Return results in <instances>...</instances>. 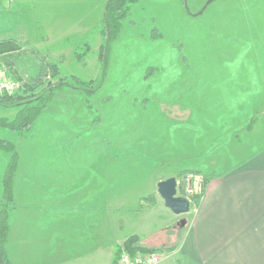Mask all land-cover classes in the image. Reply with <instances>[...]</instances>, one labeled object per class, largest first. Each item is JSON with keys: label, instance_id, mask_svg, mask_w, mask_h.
Here are the masks:
<instances>
[{"label": "crops", "instance_id": "crops-1", "mask_svg": "<svg viewBox=\"0 0 264 264\" xmlns=\"http://www.w3.org/2000/svg\"><path fill=\"white\" fill-rule=\"evenodd\" d=\"M19 1L27 6V12L11 25L23 28L19 38H12L20 50L46 51L48 58L62 59L69 52L71 56L76 54L78 42H87L84 37L90 34L92 26L102 24L107 0ZM236 10L238 15L243 12L248 15L246 6ZM238 23L239 19H233L231 25ZM258 59L256 78L236 80L232 76L230 93L225 91V96H232V99L237 94L242 95V101L230 103L219 97L211 100L220 108L215 110L216 115L209 117L211 132L204 133L214 139L213 146L200 152L195 148L197 166L176 165L179 163L175 156L181 151L177 152L172 144L173 135L177 136L174 129L185 120L178 118L175 111H164L167 100L160 104L163 110L156 114L148 110L141 118L142 122L147 118L145 142H140L134 149L121 144L108 146L104 135L101 137L99 131H92L91 113L84 96L73 89L68 90L70 98L58 101L55 109V118L61 120L58 119V132L54 133V178L52 175L36 182L27 177L14 180L7 241L13 264L20 256L29 258L32 254L29 246L36 240L42 245L40 253L35 254L39 261L36 264H115L116 250L133 234L139 235L141 243L150 247L176 244L171 250L172 256L162 264H264V127L256 130L254 123L248 128V122L264 112V50ZM176 73L168 74L166 79ZM237 81L244 87H235ZM247 101L254 107V112L249 115L246 110L239 112L244 115L238 119L236 109L246 106ZM201 103L199 106L210 107V101ZM159 116L167 122L166 130L168 127L170 130L161 132V141L157 144L151 128ZM26 133H22L17 144L18 170ZM87 136L96 137L94 143H89L88 148L81 145L84 155L72 158L73 151L80 147V139ZM128 137L126 132L124 139L129 140ZM185 154L186 151L180 155ZM8 156L0 149V165L8 163ZM127 157H133L134 164H125L123 160ZM93 159L96 161L92 162ZM172 165L176 167L172 169ZM160 169L166 171L158 177L155 174ZM185 169L203 171L208 180L203 193L195 196L193 210L190 208L187 212L190 216L181 239L178 241V231L168 239L165 236L169 231L167 226L146 235L142 228L134 225L132 216L122 210L128 202L122 198V182L128 177L126 171H136V183L146 184L145 190L138 193V199L148 196L146 198L162 201L165 205L158 192V182ZM0 181L1 201L2 177ZM41 201L44 204L50 202V206L43 211H40L43 205L32 206ZM165 209L172 211L168 207ZM162 234L163 239L158 240Z\"/></svg>", "mask_w": 264, "mask_h": 264}, {"label": "rangeland", "instance_id": "rangeland-1", "mask_svg": "<svg viewBox=\"0 0 264 264\" xmlns=\"http://www.w3.org/2000/svg\"><path fill=\"white\" fill-rule=\"evenodd\" d=\"M207 1L138 0L132 4L130 12L122 21V29L118 37L112 41L106 80L90 97L92 106L100 117L98 123L94 125V113L90 111L92 131H99L98 134L101 137L104 135L108 146L121 144L124 147L136 149L140 146V142L144 143L147 118L144 122L141 118L148 110L151 114L153 111L156 114L163 110L160 104L165 100L168 102L164 105V111H175L178 118L185 120L184 124L179 125L180 128L174 129V134L177 136L173 135L172 140L177 152L181 151L180 154H182L186 151L185 155L176 154V162L179 163L176 164L177 167L197 166L195 148L200 152L209 150L210 145L213 146L211 143L214 139L204 135L211 132L209 117L216 115L215 110L218 109V105H213L211 100L219 97L218 99L224 98L230 103L233 100L242 101L240 94L235 95L233 99L232 96H225V91L233 86L231 79L233 77L234 79L236 77V80L243 77L256 78L259 72L258 57L261 50H264V0H214L203 12L198 13L203 10ZM243 6L247 7L248 15L244 12L238 15L236 8L242 9ZM26 8L27 6L21 5L19 0H0V41L13 37L19 38L23 34V28L11 24L18 22L26 14ZM233 19H239V23L231 25ZM101 27V25L92 26L90 34L87 38L84 37L88 43L82 40L78 42V51H85L86 46L89 49L81 60L77 59L75 54L71 56L70 52L65 53L66 58L50 59L47 57L48 52L34 53L31 48L28 49L29 51L15 50L7 54L5 59L0 58V65L6 68L7 73L23 84V87L16 92L21 94L20 97H24L21 100L30 99L34 94H38L51 81L70 79L72 75L87 82L96 80L100 71V53L103 43ZM49 62L59 65L57 75H53L48 66ZM178 69L180 71L176 73ZM246 69H250L251 72H245ZM231 71L233 73H230ZM173 73L176 74L166 79L168 74ZM243 73L244 76H242ZM34 82H38L39 86L33 92H25L24 86ZM235 87L241 89L244 85L237 81ZM221 88H223L222 92ZM63 90L55 92L54 96L56 94L58 96L55 100L54 97L52 98L48 109L37 117L29 130L22 132L11 130L10 127L0 124V138L11 140L16 146L22 133L28 132L21 144L20 169H16L14 180L27 177L36 182L52 175L54 178V133L58 132V119L61 120L55 118V109L58 101L70 98L67 91L72 89ZM173 101L175 103H172ZM201 101H210V107L199 106L202 104ZM249 103L250 101H247L246 106L236 109L237 118L244 115L238 114L239 112L246 110L247 115L254 112V107ZM20 107L18 103H0V118L8 120L15 118ZM63 111L65 114V110ZM207 118L208 123L205 122ZM254 123H256V130L264 127V112L250 120L248 128L254 126ZM167 126L162 116L156 118L155 126L153 125L151 130L157 144L161 141V132L164 133ZM169 130L170 127L166 132ZM126 132L129 140L124 139ZM139 133L142 134L138 135ZM132 134H135L133 138ZM95 139L96 137L92 139L91 136L80 139L78 144L80 147H76L77 150L73 151L72 158L78 159L83 156L80 150L81 145L88 148L89 143H94ZM158 146L161 147V144ZM203 156L202 158L205 159L206 156ZM58 158L61 157L58 156ZM50 159L53 161L51 162ZM95 161V159L92 160V162ZM134 161L133 157L123 160L127 165L134 164ZM0 166L3 168L0 167V177L3 180L7 164ZM175 167L172 165V169ZM165 171L166 169H160L155 175L160 177ZM189 173L202 175L205 183L207 175L203 171L185 169L176 172V178L180 182L179 195L184 196V179ZM135 175L136 171H126L128 177H125L126 181L122 182L124 190L122 198L128 201V206L123 205L122 210L132 216L134 225H137L139 229L142 228V232L146 235L167 226L169 231L165 236L171 239V235L178 231L179 241L190 215L166 211L167 207H164L162 201L150 200L146 198L148 196L138 199V193L145 190L146 184L136 183ZM2 202L4 198L0 201V208L3 205ZM12 203L13 200L8 204L10 210L13 207ZM44 203L41 201L32 206L43 205V209L40 208V211H43L50 206V202ZM193 204L190 207L191 210H193ZM181 218L186 219L184 225L180 223ZM164 234L157 239L162 240ZM174 245L176 244H172ZM41 247L42 245L36 240L29 246V251L32 252L29 258L20 256L17 259L16 257V264L39 262L35 254L40 253ZM168 253L169 259L173 252L169 250Z\"/></svg>", "mask_w": 264, "mask_h": 264}, {"label": "trees", "instance_id": "trees-1", "mask_svg": "<svg viewBox=\"0 0 264 264\" xmlns=\"http://www.w3.org/2000/svg\"><path fill=\"white\" fill-rule=\"evenodd\" d=\"M138 0H107L105 4V9L102 16L101 33L103 36V43L101 44L100 53V71L96 80L92 82H87L76 76H71L70 79L62 78L55 81H51L46 88L41 90L38 94H34L30 99H23L20 97L21 94H7L0 98V103H14L21 105L19 111L17 112L15 118L13 119H2L0 118V124L10 127L11 130L25 131L29 130L31 125L40 116L43 111L48 107L50 101L54 97L57 90L70 88L79 93H81L84 98L88 109L94 113V125H96L100 119L97 110L92 106V101L90 97L95 94L103 85L106 80L109 66V54L111 49L112 41H114L121 29L122 21L130 12L132 4ZM214 0H211L213 2ZM209 3V4H210ZM88 43V42H86ZM88 45V44H86ZM15 50H20V46L15 42L14 39H4L0 41V57L5 59V56L12 53ZM89 49L86 46L85 51H76V58L83 59L88 53ZM48 66L53 72V75L58 74L59 65L54 62H49ZM12 77V76H11ZM39 83L34 82L32 84L24 86L25 92H33ZM0 149L4 150L9 154L6 172L3 178V198L2 207L0 208V264H13L7 249V241L9 237L10 224L9 216L10 209L8 204L13 200V185H14V174L18 167L19 155L17 146L11 140H6L0 138ZM207 177L205 180V185L207 183ZM128 251L134 253L137 250H155V249H167L172 250L174 246H164V247H150L141 243V238L137 234L130 235L125 241L123 246ZM119 247L115 253V264L117 262V257L122 249Z\"/></svg>", "mask_w": 264, "mask_h": 264}, {"label": "built area", "instance_id": "built-area-1", "mask_svg": "<svg viewBox=\"0 0 264 264\" xmlns=\"http://www.w3.org/2000/svg\"><path fill=\"white\" fill-rule=\"evenodd\" d=\"M22 87L23 84H21L18 79L11 77L7 73L6 68L0 65V98L7 94H15ZM184 182V196L189 199L192 206L195 201L194 197L203 193L205 183L202 175L194 173H189L186 175ZM179 185L180 182L178 181L177 189ZM168 251L166 249H155L137 250L136 252L132 253L126 248L122 247L118 254L116 264H162L169 257Z\"/></svg>", "mask_w": 264, "mask_h": 264}, {"label": "water", "instance_id": "water-1", "mask_svg": "<svg viewBox=\"0 0 264 264\" xmlns=\"http://www.w3.org/2000/svg\"><path fill=\"white\" fill-rule=\"evenodd\" d=\"M211 0H208L203 10L198 13L203 12L209 5ZM177 178L172 176L158 182V192L165 201V205L170 208L176 214L187 213L190 211V201L186 196L179 195L177 189ZM180 223L184 225L186 223L185 218H181Z\"/></svg>", "mask_w": 264, "mask_h": 264}]
</instances>
